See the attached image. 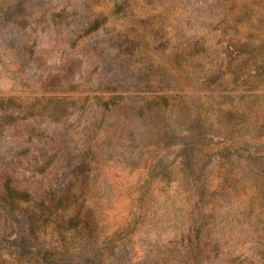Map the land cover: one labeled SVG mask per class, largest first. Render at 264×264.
<instances>
[{"label":"rangeland","instance_id":"obj_1","mask_svg":"<svg viewBox=\"0 0 264 264\" xmlns=\"http://www.w3.org/2000/svg\"><path fill=\"white\" fill-rule=\"evenodd\" d=\"M0 264H264V0H0Z\"/></svg>","mask_w":264,"mask_h":264},{"label":"trees","instance_id":"obj_2","mask_svg":"<svg viewBox=\"0 0 264 264\" xmlns=\"http://www.w3.org/2000/svg\"><path fill=\"white\" fill-rule=\"evenodd\" d=\"M12 194V193H11Z\"/></svg>","mask_w":264,"mask_h":264}]
</instances>
